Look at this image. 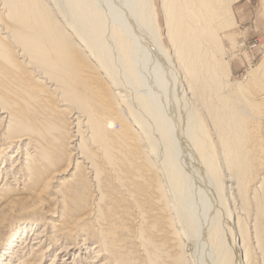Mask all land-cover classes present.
<instances>
[{"label":"bare ground","instance_id":"bare-ground-1","mask_svg":"<svg viewBox=\"0 0 264 264\" xmlns=\"http://www.w3.org/2000/svg\"><path fill=\"white\" fill-rule=\"evenodd\" d=\"M114 1L0 0V264H264L241 1L160 0L169 47L156 0ZM125 150L147 187H111Z\"/></svg>","mask_w":264,"mask_h":264},{"label":"rangeland","instance_id":"rangeland-1","mask_svg":"<svg viewBox=\"0 0 264 264\" xmlns=\"http://www.w3.org/2000/svg\"><path fill=\"white\" fill-rule=\"evenodd\" d=\"M237 7V30H234L233 34L236 36L235 40L227 41L224 47V59L229 58L232 61V81L243 82L249 73V67L258 66L264 57V1L263 0H240ZM115 4V1L112 0ZM156 4L159 10V22L161 25V32L164 36V42L169 47V44L165 37V25L163 22V16L160 10L161 2L156 0ZM117 6V5H116ZM228 32L227 34H230ZM227 55V56H226ZM229 60V59H228ZM114 131L120 130V125L116 124L113 127ZM129 152L125 150L116 154L114 162L117 164H123L124 168H119L121 175L119 180H122V186L119 183H111V187H147L148 184L144 180V170L142 166L137 168H130L128 165L131 163L132 158L129 156ZM136 178V179H135ZM116 181V179H114ZM137 180V181H136ZM140 181V182H139ZM146 181V182H145ZM150 187V186H148ZM153 187V186H151ZM194 187L188 188L189 195L194 192ZM185 191H181L180 195L183 196ZM178 195V194H177ZM5 253V251H4Z\"/></svg>","mask_w":264,"mask_h":264}]
</instances>
